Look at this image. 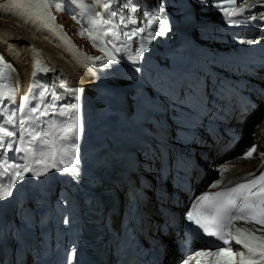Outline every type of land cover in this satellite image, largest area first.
I'll use <instances>...</instances> for the list:
<instances>
[{
	"label": "snow or ice",
	"instance_id": "6c2138e0",
	"mask_svg": "<svg viewBox=\"0 0 264 264\" xmlns=\"http://www.w3.org/2000/svg\"><path fill=\"white\" fill-rule=\"evenodd\" d=\"M101 2L106 12L103 16L84 0H70L82 12L92 15L94 28L89 31L88 39L93 48L104 52V60L97 58L101 66L119 63L123 53L127 54L134 65L139 64L148 45L157 36L165 35L170 30L166 14L167 0H157L150 9H141L137 0H124L123 4H119V0H95L96 4ZM198 3L201 7H208L210 4L215 7L229 27H243L253 21H258L264 27V13L258 19L251 11L255 7L264 6V0H258L257 4H248L246 0H198ZM7 6L24 10L46 25L50 21L49 26H53L56 18L51 15L50 10L53 7L60 10L63 4L62 0H7ZM80 35L84 36V33L81 32ZM240 42L248 45L256 43L252 39ZM106 44H111V49ZM135 70L140 71V68ZM49 71L51 70L41 66V61L36 59L29 93L22 96L15 109L5 113L7 103H15L19 75H14L15 68L0 54V113H3L0 115V120L3 121L0 123V157L9 151L22 154L21 163L8 164L5 161V164L0 165V200L11 196L17 181L23 180L28 172L39 177L49 169L56 168L74 178L79 175V158L76 153L82 130L81 97L66 81H60L59 88L72 93L71 102L62 103L64 96L61 92L37 79L38 73L47 75ZM4 81L9 83L5 85ZM222 88L221 85L220 89ZM220 89L214 88V91ZM207 95L205 92V96ZM186 99L183 90L175 94L174 98H169L178 136L180 133L190 132L194 122L190 106L185 103ZM186 112L188 115H185ZM42 117L58 119H49L45 123ZM50 134H53L52 139H49ZM38 137L41 138L39 145ZM256 152L257 147L253 143L237 159H251ZM260 157L264 158V151L260 152ZM222 175L223 169L221 177ZM241 180L244 182H232L230 186L216 192L208 189L219 188L220 180L210 182L206 190L190 204L185 213L190 236L185 237V257L181 264H189L194 258L196 264H264V235L256 234L264 231V164L259 175L250 173ZM237 221L261 227L255 230L238 227ZM204 237L214 239L204 240ZM192 240L201 241L207 250L197 249L191 244ZM232 242L240 247L234 248Z\"/></svg>",
	"mask_w": 264,
	"mask_h": 264
},
{
	"label": "rangeland",
	"instance_id": "374dc122",
	"mask_svg": "<svg viewBox=\"0 0 264 264\" xmlns=\"http://www.w3.org/2000/svg\"><path fill=\"white\" fill-rule=\"evenodd\" d=\"M84 2L89 7H97L94 0H84ZM62 4L63 7L60 10H57L55 7L50 10L51 15L56 19L55 24L53 26H49L51 25L50 21L46 25L43 21L32 17L24 10L9 8L7 6V0H0V28L2 27L13 35L15 38V48L18 45V42H24L25 37H27L25 34L26 32L33 33L37 37V41L32 42L31 47L32 49L35 47L34 55L40 61H43L44 57H47L48 60L53 58H55L53 59L55 61H57V59L63 60L62 56L65 55L70 62L75 64L78 59L81 61L84 56L71 52L70 46L68 44L66 45V41L61 39V35H69L70 40L77 42L80 49H91L89 53L92 55L94 52V49L91 48L92 44L90 40H88L86 30L80 25L81 20H86L87 16L81 12H76V9L74 8L75 3H70V0H62ZM87 14L89 18H92L90 13ZM61 28L63 31H61ZM81 32L84 33V36L80 35ZM22 47L25 48L24 46ZM16 50L18 54L22 53L19 48H16ZM36 52L45 56L40 57L39 54H36ZM14 75H16V73ZM18 75L19 78H21V74ZM83 76L90 82V78L86 73H84ZM80 77H82L81 74Z\"/></svg>",
	"mask_w": 264,
	"mask_h": 264
},
{
	"label": "bare ground",
	"instance_id": "6f19581e",
	"mask_svg": "<svg viewBox=\"0 0 264 264\" xmlns=\"http://www.w3.org/2000/svg\"><path fill=\"white\" fill-rule=\"evenodd\" d=\"M96 5L98 6V11L101 13V15L102 16L105 15L106 12L102 7V2ZM25 34L27 37H25L24 42H18L17 43L18 45L16 46V48H19L22 53L16 54L18 52H16L17 50L14 44L15 38L7 30L3 29L2 27L0 28V54L3 55L4 59L7 62L11 63V65L15 68L17 74H21V78H19V81L22 86L23 95H25L26 90L29 89L28 87L29 85H31L32 80H33V76H32L33 63L36 60V58L32 54V52H34L35 47H33L32 49L31 45H32V42L37 41V37L33 33L26 32ZM22 46H24L25 48H23ZM62 57H63V60L57 59V61L53 59H52L53 61H51L50 59L48 60L47 57H44V60L41 61V64L42 63H48V64L43 65V67H47V68L52 67V68H51V71H49L47 75H42L38 73L37 79L42 81L44 84H47L46 83L47 80L45 79L48 76H50L51 78L58 80V81H66L69 87L77 90L78 92L80 89H77V88L79 87V88H83L81 89L82 91L87 92L90 95H92L93 93L91 92V88L94 82H91V81L89 82L82 75H81L82 77H80L79 70L76 69L73 66V64L70 62V60L67 59L64 55ZM58 81H56V83H59ZM63 96L65 99L67 97H71L72 93L64 90ZM16 99L18 100V92L16 94ZM253 124H254L253 127H251L247 131L251 135V138H250L251 145L255 143L258 152L253 153V158L251 159H245L242 161L233 162V164L236 167L235 175H240L242 173H248V172L255 171L256 168L259 167L261 163L260 152L264 151V137L262 134V126L259 121H255ZM204 150L206 151V149H202L203 153H205ZM207 152H209V150ZM208 159L210 160V153H209ZM206 166L207 165H205L204 168ZM194 192H195V189L193 190V194ZM186 200H187V197L183 198V205L186 202ZM119 212H120V209H119ZM168 248H169L168 249L169 252L172 253L173 251H171V247L168 246ZM163 264H166V258Z\"/></svg>",
	"mask_w": 264,
	"mask_h": 264
}]
</instances>
